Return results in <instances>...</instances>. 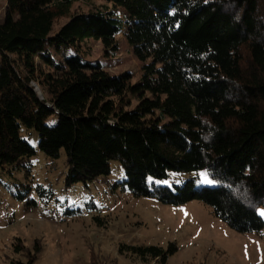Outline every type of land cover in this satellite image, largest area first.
<instances>
[{
	"label": "trees",
	"instance_id": "trees-1",
	"mask_svg": "<svg viewBox=\"0 0 264 264\" xmlns=\"http://www.w3.org/2000/svg\"><path fill=\"white\" fill-rule=\"evenodd\" d=\"M74 1L6 0L0 173L28 174L38 152L52 161L63 153L65 185L87 186L108 176L115 161L125 176L116 186L134 197L171 206L198 201L229 229L260 234L264 0H101L110 8L71 14ZM62 18L68 21L55 31ZM119 35L143 63L134 84L84 51L96 41L115 53ZM54 114L57 122L47 125ZM170 173H203L212 183L163 184ZM20 192L16 198L25 200ZM33 250L26 263L13 264H34L41 248ZM175 251L173 244L166 251L119 247L121 255L162 263Z\"/></svg>",
	"mask_w": 264,
	"mask_h": 264
},
{
	"label": "rangeland",
	"instance_id": "rangeland-1",
	"mask_svg": "<svg viewBox=\"0 0 264 264\" xmlns=\"http://www.w3.org/2000/svg\"><path fill=\"white\" fill-rule=\"evenodd\" d=\"M106 7L110 8L101 0H75L71 14ZM5 10L6 0H0V22ZM67 21L58 20L54 30ZM117 40L115 53L100 42L88 41L86 57L102 63L109 75L130 74L134 84L142 75L143 63L135 58L123 35ZM57 119L54 114L46 123L54 125ZM31 138L35 144L36 135ZM66 173L63 153L52 161L40 152L31 159L28 174L0 173V264L26 263L35 244L41 250L34 264H264V230L237 233L198 201L171 206L149 197H134L116 186L125 176L115 161L108 176L87 186H66ZM193 177L202 184L212 183L203 173H170L163 184L171 186ZM20 185L28 190L20 192ZM19 192L25 193V200L16 198ZM95 217L103 221L101 225ZM171 244L176 251L164 263L119 253L122 245L158 246L166 251Z\"/></svg>",
	"mask_w": 264,
	"mask_h": 264
},
{
	"label": "water",
	"instance_id": "water-1",
	"mask_svg": "<svg viewBox=\"0 0 264 264\" xmlns=\"http://www.w3.org/2000/svg\"><path fill=\"white\" fill-rule=\"evenodd\" d=\"M34 91L38 94V96H41V93H40L39 89L36 86H35Z\"/></svg>",
	"mask_w": 264,
	"mask_h": 264
}]
</instances>
